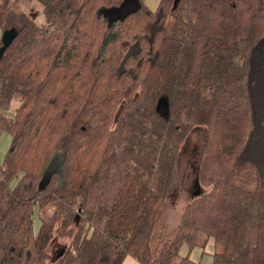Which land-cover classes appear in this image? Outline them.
<instances>
[{"label":"trees","instance_id":"trees-1","mask_svg":"<svg viewBox=\"0 0 264 264\" xmlns=\"http://www.w3.org/2000/svg\"><path fill=\"white\" fill-rule=\"evenodd\" d=\"M142 1L0 0L17 31L0 58V264H200L207 245L212 264H264V0ZM196 131L201 191L156 248Z\"/></svg>","mask_w":264,"mask_h":264},{"label":"rangeland","instance_id":"rangeland-1","mask_svg":"<svg viewBox=\"0 0 264 264\" xmlns=\"http://www.w3.org/2000/svg\"><path fill=\"white\" fill-rule=\"evenodd\" d=\"M142 2L150 10L157 11L160 6L161 0H143ZM32 4L34 6L36 5V7L38 6L35 18H37L38 22H43V15L38 13L41 11V6L36 1L32 3L22 1L19 4V10L24 11ZM4 31L5 30L2 29V32ZM18 106L19 102L17 100H13L10 109L6 112L5 115L8 117H13ZM204 138V131L192 132L190 135V138L188 140V152H190V150L191 152L193 151V160H191L190 158V153L185 152L181 156L171 193L160 211L154 228L153 246L156 248L159 247V245L163 241L172 237L177 229V226L179 225L185 206L201 191L197 182V171L199 160L201 157V151L203 148ZM11 143L12 137L7 132L0 135V167L4 163ZM63 161L64 154L62 152H56L49 165L46 167L44 174L46 176H50L52 174H60ZM33 218L34 233H38L41 224L38 206H36L34 209ZM64 242L65 241L62 240L61 242L56 243L57 246L55 249L59 250L60 248H62L64 246ZM187 250L188 249L184 248L182 251V255L186 254ZM213 250H215V248L211 245H207L206 247H194L191 251L190 257L192 260L200 262V264H212ZM122 264H136V260L133 257L128 256L124 259Z\"/></svg>","mask_w":264,"mask_h":264},{"label":"water","instance_id":"water-1","mask_svg":"<svg viewBox=\"0 0 264 264\" xmlns=\"http://www.w3.org/2000/svg\"><path fill=\"white\" fill-rule=\"evenodd\" d=\"M180 2V0H175L174 1V7H176L178 5V3ZM17 35V31L16 29H8L5 30L2 34V38H1V42H2V46L0 47V58L3 55L5 49L11 44L13 38ZM47 181L46 179L42 181L41 183V188H44V186L46 185ZM65 252L64 248H61L59 254H58V258L61 257Z\"/></svg>","mask_w":264,"mask_h":264},{"label":"crops","instance_id":"crops-1","mask_svg":"<svg viewBox=\"0 0 264 264\" xmlns=\"http://www.w3.org/2000/svg\"><path fill=\"white\" fill-rule=\"evenodd\" d=\"M11 1H14V0H11ZM2 33H3V32H2V29H0V44H1ZM3 133H6V132L0 130V135L3 134ZM8 134H9V133H8ZM9 135H10V134H9ZM136 264H138L137 261H136Z\"/></svg>","mask_w":264,"mask_h":264}]
</instances>
